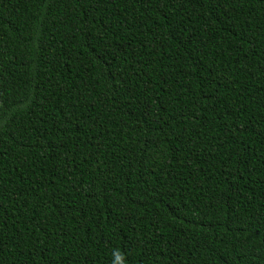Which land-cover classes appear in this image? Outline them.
Segmentation results:
<instances>
[{
  "label": "trees",
  "instance_id": "16d2710c",
  "mask_svg": "<svg viewBox=\"0 0 264 264\" xmlns=\"http://www.w3.org/2000/svg\"><path fill=\"white\" fill-rule=\"evenodd\" d=\"M0 264H264V0H0Z\"/></svg>",
  "mask_w": 264,
  "mask_h": 264
}]
</instances>
